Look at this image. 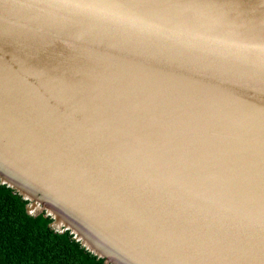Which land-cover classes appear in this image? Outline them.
Here are the masks:
<instances>
[{
    "label": "water",
    "instance_id": "1",
    "mask_svg": "<svg viewBox=\"0 0 264 264\" xmlns=\"http://www.w3.org/2000/svg\"><path fill=\"white\" fill-rule=\"evenodd\" d=\"M0 185L104 264H264V0H0Z\"/></svg>",
    "mask_w": 264,
    "mask_h": 264
},
{
    "label": "trees",
    "instance_id": "2",
    "mask_svg": "<svg viewBox=\"0 0 264 264\" xmlns=\"http://www.w3.org/2000/svg\"><path fill=\"white\" fill-rule=\"evenodd\" d=\"M27 201L0 185V264H104L67 231L59 234L49 217L29 216Z\"/></svg>",
    "mask_w": 264,
    "mask_h": 264
}]
</instances>
